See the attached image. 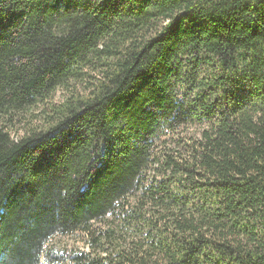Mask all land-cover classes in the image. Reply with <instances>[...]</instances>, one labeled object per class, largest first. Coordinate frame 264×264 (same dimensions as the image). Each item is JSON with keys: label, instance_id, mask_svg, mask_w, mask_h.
<instances>
[{"label": "trees", "instance_id": "trees-1", "mask_svg": "<svg viewBox=\"0 0 264 264\" xmlns=\"http://www.w3.org/2000/svg\"><path fill=\"white\" fill-rule=\"evenodd\" d=\"M0 264H264V0H0Z\"/></svg>", "mask_w": 264, "mask_h": 264}, {"label": "rangeland", "instance_id": "rangeland-1", "mask_svg": "<svg viewBox=\"0 0 264 264\" xmlns=\"http://www.w3.org/2000/svg\"><path fill=\"white\" fill-rule=\"evenodd\" d=\"M61 94H58V96L56 97V99H55V103H58V102H60L61 101ZM39 114V112H33V116L34 117H40V115H38ZM30 120V119H29ZM30 121H33V124L35 125V124H39L40 122H41V118H31V120ZM194 130L196 129V127H194L193 128ZM61 245L62 246H67V247H72V246H76L77 248H82V245H81V243L80 242H76V240H74L73 238H68V239H63V240H61Z\"/></svg>", "mask_w": 264, "mask_h": 264}]
</instances>
